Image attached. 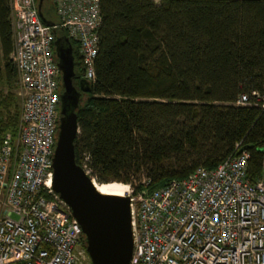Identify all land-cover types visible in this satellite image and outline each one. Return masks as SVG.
Returning a JSON list of instances; mask_svg holds the SVG:
<instances>
[{
  "label": "trees",
  "instance_id": "16d2710c",
  "mask_svg": "<svg viewBox=\"0 0 264 264\" xmlns=\"http://www.w3.org/2000/svg\"><path fill=\"white\" fill-rule=\"evenodd\" d=\"M98 12L94 82L75 111V164L87 156L95 182L146 195L245 151L254 182L264 109L235 103L264 95V0H98ZM39 13L43 25L58 23L52 0ZM10 15V0H0V137L15 133L20 111ZM67 40L76 88L78 45Z\"/></svg>",
  "mask_w": 264,
  "mask_h": 264
},
{
  "label": "built area",
  "instance_id": "2783aa9c",
  "mask_svg": "<svg viewBox=\"0 0 264 264\" xmlns=\"http://www.w3.org/2000/svg\"><path fill=\"white\" fill-rule=\"evenodd\" d=\"M52 1L58 23L45 26L35 0H10V59L22 101L15 133L0 137V264H90L78 224L51 190L60 83L52 31L78 45L81 79L91 85L98 0ZM252 103L264 109V95H241L235 105ZM247 160L240 151L146 195L126 186L129 264H264V148L254 182Z\"/></svg>",
  "mask_w": 264,
  "mask_h": 264
},
{
  "label": "water",
  "instance_id": "95a60500",
  "mask_svg": "<svg viewBox=\"0 0 264 264\" xmlns=\"http://www.w3.org/2000/svg\"><path fill=\"white\" fill-rule=\"evenodd\" d=\"M41 0H38L39 13ZM53 52L60 73L59 118L51 156V190L67 206L83 236L90 264H129L132 236L129 198L99 193L93 181L75 164L73 142L78 133L75 111L80 95L90 92L87 81L77 87L72 49L67 38L55 39Z\"/></svg>",
  "mask_w": 264,
  "mask_h": 264
},
{
  "label": "bare ground",
  "instance_id": "6f19581e",
  "mask_svg": "<svg viewBox=\"0 0 264 264\" xmlns=\"http://www.w3.org/2000/svg\"><path fill=\"white\" fill-rule=\"evenodd\" d=\"M93 185L95 186L96 190L104 195H114V196H121L124 197L126 195V186L123 184H107V185H96L93 182Z\"/></svg>",
  "mask_w": 264,
  "mask_h": 264
},
{
  "label": "rangeland",
  "instance_id": "374dc122",
  "mask_svg": "<svg viewBox=\"0 0 264 264\" xmlns=\"http://www.w3.org/2000/svg\"><path fill=\"white\" fill-rule=\"evenodd\" d=\"M11 86L13 87L12 90H11V93H13L15 95V97L17 98V100L19 101V106L21 105V101H22V97L20 95V90H19V87L17 85V83H15V87H14V84L11 83ZM7 87L3 86V87H0V91L2 92V94H5V92L7 91L6 90ZM90 175V173H89ZM92 181L96 184V185H99V183L95 182L94 179H92ZM107 184H110V183H107ZM114 184V183H112ZM116 184H119V183H116ZM124 186H128V185H124ZM129 187V186H128ZM130 190H133L132 188L129 187Z\"/></svg>",
  "mask_w": 264,
  "mask_h": 264
},
{
  "label": "flooded vegetation",
  "instance_id": "af4514ba",
  "mask_svg": "<svg viewBox=\"0 0 264 264\" xmlns=\"http://www.w3.org/2000/svg\"><path fill=\"white\" fill-rule=\"evenodd\" d=\"M81 73H82V67H81Z\"/></svg>",
  "mask_w": 264,
  "mask_h": 264
},
{
  "label": "crops",
  "instance_id": "0c3cea01",
  "mask_svg": "<svg viewBox=\"0 0 264 264\" xmlns=\"http://www.w3.org/2000/svg\"><path fill=\"white\" fill-rule=\"evenodd\" d=\"M40 10V9H39ZM12 51H13V49H12Z\"/></svg>",
  "mask_w": 264,
  "mask_h": 264
}]
</instances>
